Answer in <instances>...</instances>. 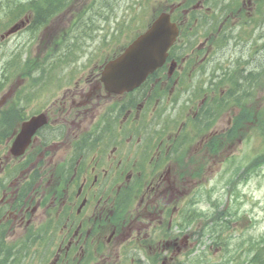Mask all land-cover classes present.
Here are the masks:
<instances>
[{"label": "flooded vegetation", "instance_id": "1", "mask_svg": "<svg viewBox=\"0 0 264 264\" xmlns=\"http://www.w3.org/2000/svg\"><path fill=\"white\" fill-rule=\"evenodd\" d=\"M161 3L178 35L138 88H105V67L139 34L132 39L129 16L94 13L92 0L91 14L53 15L58 40L45 48L43 76L28 63L13 97H1L0 236L17 253L0 264H184L194 255L199 235L183 213L195 177L220 164L235 117L239 141L248 130L264 140V0ZM39 115L25 149L12 152Z\"/></svg>", "mask_w": 264, "mask_h": 264}, {"label": "rangeland", "instance_id": "2", "mask_svg": "<svg viewBox=\"0 0 264 264\" xmlns=\"http://www.w3.org/2000/svg\"><path fill=\"white\" fill-rule=\"evenodd\" d=\"M83 1L85 2L84 5H87L92 0H76L70 4L74 3L72 10L79 9V12L82 11ZM104 1L109 4L108 9L113 11L111 15L115 14L117 16L134 14V17L137 18L139 13L147 11V7L150 6L151 11L147 12L146 15L147 18H151V13L155 14L160 9L157 0H140V3L137 0ZM151 1L154 6L150 4ZM142 2L146 3L145 8L141 7L135 12ZM13 23V20L8 22V18L5 17L4 11H1L0 6V37ZM145 23L146 19H143V25ZM53 24L50 35H46L41 28L32 32L30 27L28 30H22L18 34L0 38V99L4 95L9 98L13 97L15 88L13 86L17 79L22 78V70L20 69L23 68L22 63L26 62L27 59L38 61V63L44 61L45 48L49 41L53 39L52 34L58 29L57 24L54 22ZM259 58H262V56L259 55ZM8 67L12 72L7 71ZM35 74L39 75L40 72H35ZM41 75L43 76V73ZM8 97L5 99L6 103L9 101ZM259 101V104L264 106V100ZM239 144L237 142L227 148L228 158L226 161L220 165L210 167L209 177H204L194 190L195 199L198 197L202 199L207 196L210 197L211 201L201 200L196 206L200 210L209 212V215L213 211L212 202L219 203L220 210L227 207L238 208L237 215L232 216L231 219L233 237L230 248L232 251H237V244L240 242L250 243L252 240L257 242L256 238L264 237V173L263 176L245 177V173H242L241 169L237 170L240 164L246 165L248 163V160L242 161L239 150H246L250 146V141L248 140L243 146ZM234 172L236 174H233ZM230 179L235 180L234 184L228 182ZM207 218L206 216H199L195 225L199 226V223L202 224ZM204 240L205 244L211 242V249L205 252L208 254V259H210L209 264H215L225 252L217 248V244H212L210 237H205ZM196 246L198 244H195ZM204 248V244L198 246L199 252H203Z\"/></svg>", "mask_w": 264, "mask_h": 264}, {"label": "water", "instance_id": "3", "mask_svg": "<svg viewBox=\"0 0 264 264\" xmlns=\"http://www.w3.org/2000/svg\"><path fill=\"white\" fill-rule=\"evenodd\" d=\"M13 30L15 27L8 33ZM176 34L177 30L171 24L169 16L162 14L121 57L106 67L103 77L106 87L111 91L121 92L139 86L163 63Z\"/></svg>", "mask_w": 264, "mask_h": 264}, {"label": "trees", "instance_id": "4", "mask_svg": "<svg viewBox=\"0 0 264 264\" xmlns=\"http://www.w3.org/2000/svg\"><path fill=\"white\" fill-rule=\"evenodd\" d=\"M0 6H1V11H4V14H6L7 18L9 20H11L13 18V16H16V14L18 13H22L24 11L23 8V3H17V0H1L0 1ZM55 4H48L44 3L43 5H40V9L38 10V14H54L56 11V9H54ZM235 126H233V129L231 130V132L228 133V138L233 137L232 132L235 131ZM236 136V134H235ZM234 136V137H235ZM249 172L246 174V177H248L251 174V166L248 167L247 169ZM228 182H230V184H234L235 181H233L232 179L228 180ZM210 200V198H209ZM214 210L212 211V213L209 215V212H205V211H200L198 212V216H206L209 219V228H210V234L213 235L214 237H216V240L218 242H222L225 245H228V242H224L222 239V227L226 226L227 229L230 228L231 225V219L232 216L237 214V209L238 208H233V207H227L225 209L220 210L219 209V204H215L214 205ZM197 210H194V213L196 214ZM220 223V224H219ZM223 223V224H222ZM253 247V246H252ZM252 250V248H251ZM257 254H260L261 251H256ZM222 264V263H221Z\"/></svg>", "mask_w": 264, "mask_h": 264}]
</instances>
